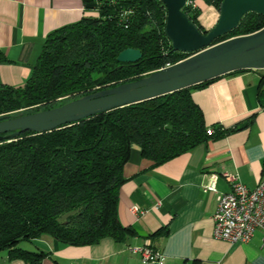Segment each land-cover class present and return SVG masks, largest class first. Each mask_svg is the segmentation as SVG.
I'll return each instance as SVG.
<instances>
[{
	"label": "trees",
	"instance_id": "1",
	"mask_svg": "<svg viewBox=\"0 0 264 264\" xmlns=\"http://www.w3.org/2000/svg\"><path fill=\"white\" fill-rule=\"evenodd\" d=\"M203 1L220 13L224 0ZM84 3L88 15L47 37L24 85H0V118L56 108L136 81L192 55L175 50L168 38L162 0ZM183 11L204 34L209 32L200 22L201 8L187 4ZM263 28L264 14L250 12L214 44ZM128 48L141 51L137 63L118 62ZM7 62L0 49V64ZM246 71L250 70L226 76ZM218 79L52 132H26L13 141L0 140V252L40 264L48 254L24 249L23 242L44 235L70 246L93 245L107 237L127 242L136 230L122 224L118 207L133 146L139 147L143 158L162 165L208 138L237 131L214 125V134L209 135L204 113L192 98L194 90Z\"/></svg>",
	"mask_w": 264,
	"mask_h": 264
},
{
	"label": "crops",
	"instance_id": "2",
	"mask_svg": "<svg viewBox=\"0 0 264 264\" xmlns=\"http://www.w3.org/2000/svg\"><path fill=\"white\" fill-rule=\"evenodd\" d=\"M213 27L220 13L197 0ZM88 15L84 0H0V49L8 62L0 64V85L22 86L32 73L47 37ZM201 17V16H200ZM264 70L223 76L194 90L206 124L237 131L208 138L173 160L155 165L134 145L124 167L118 213L136 234L125 243L107 237L88 246H70L44 235L31 241L30 251L48 254L40 264H143L130 247L150 245L166 264H264V235L257 231L247 244L214 237L218 194L206 193L208 175L216 174L219 193L232 187L225 174L237 175L249 188L264 177ZM245 127L240 129L241 125ZM134 207H139L136 212ZM0 264H28L0 252Z\"/></svg>",
	"mask_w": 264,
	"mask_h": 264
},
{
	"label": "water",
	"instance_id": "3",
	"mask_svg": "<svg viewBox=\"0 0 264 264\" xmlns=\"http://www.w3.org/2000/svg\"><path fill=\"white\" fill-rule=\"evenodd\" d=\"M167 8L166 34L175 50L189 58L141 79L93 92L62 106L33 114L0 118V140L13 141L22 133L52 132L101 113L133 105L242 70H264V28L214 44L250 13L264 14V0H224L216 25L204 34L183 11L187 0H162ZM140 50L128 48L120 63H137ZM241 125L240 129L244 128Z\"/></svg>",
	"mask_w": 264,
	"mask_h": 264
},
{
	"label": "built area",
	"instance_id": "4",
	"mask_svg": "<svg viewBox=\"0 0 264 264\" xmlns=\"http://www.w3.org/2000/svg\"><path fill=\"white\" fill-rule=\"evenodd\" d=\"M196 7L195 2L187 1ZM98 13L97 10H91ZM170 66V65H168ZM213 135L212 129L208 130ZM216 174L208 175L204 185L206 193L218 194V207L214 215V237L230 243L247 244L257 231L264 235V177L255 188L243 184L234 174H225L232 189L227 193H219ZM140 212L139 207H134ZM132 254L138 255L143 264H166V257L150 245L130 247Z\"/></svg>",
	"mask_w": 264,
	"mask_h": 264
},
{
	"label": "rangeland",
	"instance_id": "5",
	"mask_svg": "<svg viewBox=\"0 0 264 264\" xmlns=\"http://www.w3.org/2000/svg\"><path fill=\"white\" fill-rule=\"evenodd\" d=\"M200 16H201V17H200V22H201V24L203 25L202 21L205 20V16H204L203 14H201ZM215 25H216V24H215ZM215 25H214V26H215ZM203 26H204L206 29H208V30H210V29H212V28L214 27V26L211 27V25H206V26L203 25ZM22 245H23V246H26V247H28V248L32 247L30 242H23Z\"/></svg>",
	"mask_w": 264,
	"mask_h": 264
}]
</instances>
